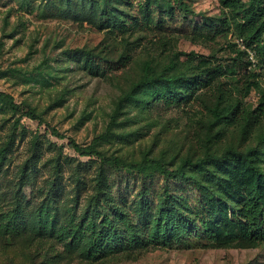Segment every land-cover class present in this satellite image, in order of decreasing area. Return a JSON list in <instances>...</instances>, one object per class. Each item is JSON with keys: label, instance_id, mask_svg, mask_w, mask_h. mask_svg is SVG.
<instances>
[{"label": "rangeland", "instance_id": "1", "mask_svg": "<svg viewBox=\"0 0 264 264\" xmlns=\"http://www.w3.org/2000/svg\"><path fill=\"white\" fill-rule=\"evenodd\" d=\"M236 1L0 0V94L13 104L0 97V264H264V243L216 248L194 214L195 222L178 223L160 207L167 194L190 208L187 180L119 168L69 145L129 164L154 157L168 169L205 151L257 147L264 171L263 129L249 115L241 134L226 117L221 142L202 140L201 148L198 135L217 92L235 98L247 72L257 86L238 110L264 96V0L255 1L253 19L233 9L249 0ZM244 49L247 69L210 71L211 84L187 90L185 101L145 87L109 127L146 55L158 69L182 52L224 71Z\"/></svg>", "mask_w": 264, "mask_h": 264}, {"label": "trees", "instance_id": "2", "mask_svg": "<svg viewBox=\"0 0 264 264\" xmlns=\"http://www.w3.org/2000/svg\"><path fill=\"white\" fill-rule=\"evenodd\" d=\"M255 1L249 0L248 4H244L245 6L235 5L233 9L244 7L245 18L253 19L256 16L254 13ZM246 49L236 50L237 57L233 60L232 66L225 67L224 71L222 63L214 65L208 59L193 61L192 54L182 52L173 53L168 64L158 69L155 65L156 62L153 61L156 57L151 54H149L150 56L146 55L139 62V72L142 75L132 85L130 92L119 98L109 127L114 125L122 103L126 99L139 101L140 94L145 87H158L155 89V93L160 97L165 98L169 95L170 100L185 101L184 92L187 90L196 85L211 84L213 76L210 71L216 75H223V72L232 74L236 68L247 69L246 67L251 66V63L246 60L248 55ZM181 57H185V61L182 62ZM202 75L203 77H201ZM250 78L251 76L247 72L246 76L244 75L240 79V83L236 87L238 96L235 98L231 94H226L228 97L225 98L223 93L217 92L215 103L210 107L211 117L203 121L205 130L203 129V132L198 134L200 135L199 139L202 138L201 145L199 144L201 148H204L203 145L206 146L207 142L218 143L223 140L224 134L219 127L228 116L233 117L231 121L239 127L238 132L241 134L249 126V121L245 119L247 115L250 120L253 119L254 123L259 124L263 129V133L258 137V142L264 145V96L258 99L257 107L253 110L246 108V105L244 110H238L245 104L244 100L249 96L250 91L257 86L255 82H250ZM159 86H163V88ZM176 86L180 89L175 90ZM0 97L5 98L10 105H13L11 97L4 94H0ZM233 112L234 114H232ZM202 140H204V144ZM69 145L82 156H95L104 163L114 164L119 168L133 169L141 173L152 168L159 170L166 179L187 180L192 185L194 192L193 204L190 205V208L187 204L180 203L178 206L176 202L177 207L174 206L167 194H164L160 207L176 214L178 223L183 222V218L187 222H195V218L189 216V214H194L198 222H204L205 233L212 239L211 246L254 249L264 243V171L257 164L259 161L257 147L245 151L224 147L222 151H215L213 154L205 151L195 158L186 157L175 169H168L154 157L146 156L139 163L129 164L117 157H105L94 150L92 146L80 148L74 142H70ZM186 168L192 169L194 173ZM259 217L262 218V224H258ZM167 226L169 229L173 224L167 223L164 228L167 229ZM153 228H157L156 224L151 225L150 229ZM113 234V232L110 233V235Z\"/></svg>", "mask_w": 264, "mask_h": 264}]
</instances>
